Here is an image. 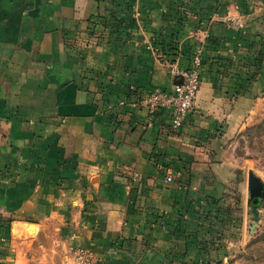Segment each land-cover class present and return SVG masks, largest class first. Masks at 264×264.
Listing matches in <instances>:
<instances>
[{"label":"crops","instance_id":"0c3cea01","mask_svg":"<svg viewBox=\"0 0 264 264\" xmlns=\"http://www.w3.org/2000/svg\"><path fill=\"white\" fill-rule=\"evenodd\" d=\"M197 52L173 131L140 101ZM257 54L264 0H0V264H209L203 209L233 180L222 139L257 102Z\"/></svg>","mask_w":264,"mask_h":264},{"label":"rangeland","instance_id":"374dc122","mask_svg":"<svg viewBox=\"0 0 264 264\" xmlns=\"http://www.w3.org/2000/svg\"><path fill=\"white\" fill-rule=\"evenodd\" d=\"M248 77L246 71L247 82L251 78ZM249 108L222 139L219 157L234 172L220 199H224L223 203L209 200L203 209L206 234L214 241L208 247L209 264H264V191L254 210L247 188L251 174L264 189V56L260 54H257V102Z\"/></svg>","mask_w":264,"mask_h":264},{"label":"built area","instance_id":"2783aa9c","mask_svg":"<svg viewBox=\"0 0 264 264\" xmlns=\"http://www.w3.org/2000/svg\"><path fill=\"white\" fill-rule=\"evenodd\" d=\"M169 73L174 78V85L170 92L153 91L140 103L153 115L165 111L170 116V127L173 131L179 130L190 112L193 110L196 96L201 86L202 61L200 53L192 57L188 70L180 69L177 65H169ZM173 181L172 176L165 178L166 183Z\"/></svg>","mask_w":264,"mask_h":264},{"label":"water","instance_id":"95a60500","mask_svg":"<svg viewBox=\"0 0 264 264\" xmlns=\"http://www.w3.org/2000/svg\"><path fill=\"white\" fill-rule=\"evenodd\" d=\"M247 188L255 210L259 199L262 197L264 191L263 186L254 176L249 174L247 178ZM254 214L256 215V211H254Z\"/></svg>","mask_w":264,"mask_h":264},{"label":"trees","instance_id":"16d2710c","mask_svg":"<svg viewBox=\"0 0 264 264\" xmlns=\"http://www.w3.org/2000/svg\"><path fill=\"white\" fill-rule=\"evenodd\" d=\"M217 1H222V0H217ZM152 47L156 49L157 52L161 54H170L172 56H176L179 51L176 46H174V42H165V41H160L152 44ZM174 54V55H173ZM195 55V54H194ZM193 55V56H194ZM202 64H203V59L201 58ZM191 66V65H190ZM180 68V67H179ZM190 68V67H189ZM188 68V69H189ZM181 69V68H180ZM188 69H183V70H188Z\"/></svg>","mask_w":264,"mask_h":264},{"label":"bare ground","instance_id":"6f19581e","mask_svg":"<svg viewBox=\"0 0 264 264\" xmlns=\"http://www.w3.org/2000/svg\"><path fill=\"white\" fill-rule=\"evenodd\" d=\"M31 227H32V226H29V229H30V230H31Z\"/></svg>","mask_w":264,"mask_h":264}]
</instances>
